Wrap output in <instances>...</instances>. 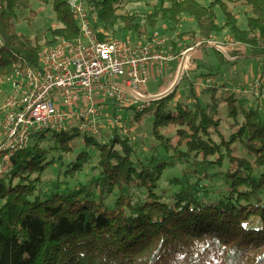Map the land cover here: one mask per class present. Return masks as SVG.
I'll return each instance as SVG.
<instances>
[{"label":"trees","instance_id":"1","mask_svg":"<svg viewBox=\"0 0 264 264\" xmlns=\"http://www.w3.org/2000/svg\"><path fill=\"white\" fill-rule=\"evenodd\" d=\"M69 1L40 0L50 5L57 23L41 46L14 27L16 11H29V0H0V80L19 67H38L41 48L79 36ZM226 1L233 2L168 0L142 17L121 12L125 0H84L103 30L111 31L98 33L100 42L124 32L149 36L148 29L153 31L159 20L177 29L189 17L196 26L189 34L196 42L228 29L236 43L248 47L245 56L264 57V0H240L250 12L245 29ZM176 88L148 107L155 138L187 165L181 178L170 181L177 190L168 199L156 190L172 164L156 160L137 165L129 139L116 132L106 143L83 134L86 148L98 153V177L93 188L76 191L60 182L48 192L39 187L55 163L52 152H72L68 142L80 134L75 128L53 132L48 147L41 145L45 131L21 150L7 154L0 149V264H264V120L253 110L239 114L230 96L225 102L232 128L225 136L213 89L211 104L203 107L196 101L191 110L179 102L173 112L165 101L172 100ZM167 130L173 136L162 133ZM91 160L89 151L80 150L58 177L81 173ZM211 170L218 172L210 175ZM214 178L222 188L211 191L207 183ZM114 194L110 207L107 201Z\"/></svg>","mask_w":264,"mask_h":264},{"label":"rangeland","instance_id":"2","mask_svg":"<svg viewBox=\"0 0 264 264\" xmlns=\"http://www.w3.org/2000/svg\"><path fill=\"white\" fill-rule=\"evenodd\" d=\"M29 2V11L21 8L16 11L14 27L17 34L36 39V41L43 46L45 42L51 39L50 30L57 26L55 14L50 5L43 4L40 0H29ZM205 3L208 4L207 2ZM226 3L236 15L239 28L245 29L247 18L250 16L249 10L245 6H242L240 0H233V2L226 1ZM166 5H168V0H125L121 12H136L144 17ZM86 10L90 15L94 29H96L98 33H102L103 31L107 33L111 32L110 30H103L102 26L98 24L95 14L90 12L89 7L86 6ZM30 11L32 13H30ZM217 18L219 25H223L224 19L219 11L217 13ZM194 30H196L194 22L189 17H185L183 24L177 29L159 20L153 31L148 29L150 33L149 36L136 38V36L124 32L119 35L116 34L117 36L114 37H131L132 39H137L132 41L155 39L163 43L165 51L179 56L180 52L192 49L194 46L197 47L200 44L199 42H202H196L189 34V32ZM210 40L217 44L220 49L216 47L204 48L205 50L187 58L185 62L187 68L183 71L175 95L171 101L167 103L166 100L165 103L167 104V109L173 112L175 104L179 102L187 105L191 110L194 108L196 101L205 107L211 104L210 95L213 89L219 109V116L222 120L221 131L225 136H228L231 132L232 121L227 118L225 99L230 96L236 99L237 106L240 108L237 110L239 114L242 113L241 110H253L257 111L260 118L264 120V57L245 56L248 53V47L236 43L228 29L212 35ZM205 42L206 41L202 43ZM234 53H237L239 56L232 62L230 57L232 58ZM180 61L181 60H179V63H181ZM177 72L167 79H164L166 76L165 74L149 78L143 93L154 94L162 90L165 86L166 89L169 88L174 83ZM257 80H260V84L258 87L254 88L255 91H253L251 87ZM5 81L6 78L0 80V104L3 102L4 97L11 91V86L5 83ZM198 83H202V86L197 87L196 85ZM191 91L193 93H191ZM103 101L104 100L99 99L97 96L94 97V102L103 108L108 118L110 117V122H108V124H105V122L102 123L101 131L94 137L96 141L106 143L116 132L122 137L129 139V143L134 150L133 160L136 164L138 162L148 164L150 161L156 160H166L170 162L172 166L163 172V176L158 184V189L156 190L157 195L162 196L164 199L170 198L172 193L177 190L170 181L174 178H181L183 169L187 165L178 161L174 151L170 147L166 149V147L161 145L160 141L153 135L154 116L152 115V111L146 108L144 112L139 113L135 107L125 105L123 102L106 98L104 103L108 102V104L104 105ZM115 117H118L123 125L116 126L114 124ZM238 120H242L241 115ZM162 133L165 134L167 138L173 136V131L170 130L166 132L163 131ZM52 135V131L47 132V140L41 142L43 147H48V145L53 143V141H49ZM83 139L84 135L80 133L78 137L68 142V146H70L72 150L70 154H65L62 151L52 152V158L55 160V163L42 176V183L39 187L43 192H48L57 182L63 183L61 186L66 187L68 191H76L82 187H94L95 180L98 177V170L96 169L98 153L93 148H86ZM1 141L2 136L0 132V143ZM80 150H87L92 155V160L89 164L81 173H77L74 176L65 178L60 175L58 177L59 169H62L60 172V174H62L66 164L74 159ZM239 154L252 161V158L245 152L240 150ZM59 155L62 157L61 160L57 159ZM223 169H225V166ZM217 172V170H211L209 174L213 175ZM260 172L261 170H256V175H259ZM195 180V177L190 178L192 183L195 182ZM220 182L221 181L217 178H214L213 181L210 182V184L207 183V185L211 191H216L222 188ZM115 194L111 195L107 201L110 207H112L115 202Z\"/></svg>","mask_w":264,"mask_h":264},{"label":"built area","instance_id":"3","mask_svg":"<svg viewBox=\"0 0 264 264\" xmlns=\"http://www.w3.org/2000/svg\"><path fill=\"white\" fill-rule=\"evenodd\" d=\"M86 6L84 0L69 1L79 28L76 39L61 38L41 48L38 67H19L6 78L11 91L0 104V149L7 154L25 148L34 136L45 131L75 128L95 137L105 114L94 102L95 96L143 112L150 104L144 99L154 96L143 93L151 71L166 72L174 60L182 61L185 56L186 51L179 56L165 51L163 43L155 39L106 38L100 42ZM201 47L218 46L208 40L197 46ZM259 84L257 80L251 90ZM114 124L123 125L118 117Z\"/></svg>","mask_w":264,"mask_h":264},{"label":"crops","instance_id":"4","mask_svg":"<svg viewBox=\"0 0 264 264\" xmlns=\"http://www.w3.org/2000/svg\"><path fill=\"white\" fill-rule=\"evenodd\" d=\"M224 33V32H223ZM176 34H177V32H176ZM200 43V42H199ZM162 47H164V46H162ZM196 46H194V47H192V48H194V51L193 52H191V54L188 56V58L191 56V55H193V54H196V53H198V52H200V51H203V50H205L204 48H206V47H201V48H195ZM183 52V51H182ZM182 52H180L179 54H181ZM222 52V51H221ZM238 54H237V56H232V58L230 57V60L232 61V62H234L237 58H238ZM179 66H180V63H179V60H174L173 62H172V64L170 65V67L168 68V71H166V72H163V73H161V74H159V73H157V72H155V71H151V73H150V78H154V77H158V76H161V75H166L165 77H164V79H167V78H169V77H171V75L172 74H174L175 72H177L178 71V68H179ZM166 90V86L162 89V90H160V91H158V92H156V93H154V94H149V95H157V94H159V93H161V92H163V91H165ZM203 90V89H202ZM201 90V91H202ZM196 92V91H195ZM200 93V92H199ZM104 101H106V100H104ZM104 101H103V103H104ZM114 103V102H113ZM106 104H108V102L106 103H104V105H106ZM104 113H105V111H104ZM110 118V117H109ZM109 118H108V116L106 115V113L104 114V117L102 118V120H101V122L102 123H104L105 122V124H108V122H110V120H109Z\"/></svg>","mask_w":264,"mask_h":264},{"label":"water","instance_id":"5","mask_svg":"<svg viewBox=\"0 0 264 264\" xmlns=\"http://www.w3.org/2000/svg\"><path fill=\"white\" fill-rule=\"evenodd\" d=\"M216 48H218V47H216ZM218 49H220V48H218ZM193 51H194V48L189 49V50L186 51L185 56L183 57V59H182V61L180 63V66H179V69H178V73H177V77H176L174 83L169 88H167L164 92L159 93V94L154 95V96H151V97H148V98L144 99L145 101L153 102V101L160 100V99L166 97L167 95L171 94L175 90V88L177 87L178 83L181 80V76H182L183 70H184L185 60H186V58H188V56Z\"/></svg>","mask_w":264,"mask_h":264}]
</instances>
